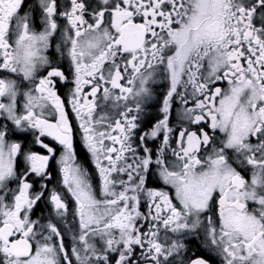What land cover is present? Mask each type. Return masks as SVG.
Returning <instances> with one entry per match:
<instances>
[{
    "label": "snow or ice",
    "instance_id": "obj_1",
    "mask_svg": "<svg viewBox=\"0 0 264 264\" xmlns=\"http://www.w3.org/2000/svg\"><path fill=\"white\" fill-rule=\"evenodd\" d=\"M0 264H264V0H0Z\"/></svg>",
    "mask_w": 264,
    "mask_h": 264
}]
</instances>
